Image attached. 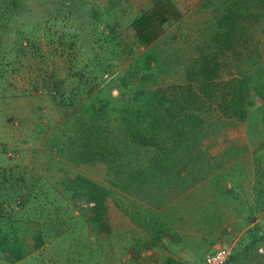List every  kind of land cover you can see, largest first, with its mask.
<instances>
[{
	"label": "rangeland",
	"instance_id": "obj_1",
	"mask_svg": "<svg viewBox=\"0 0 264 264\" xmlns=\"http://www.w3.org/2000/svg\"><path fill=\"white\" fill-rule=\"evenodd\" d=\"M156 1L0 0V264H205L221 244L226 264H264V0H171L179 14L144 47L135 20ZM200 52L219 67L214 91L199 90ZM243 78L255 91L238 119L224 97ZM160 89L191 121H159L144 147L133 136L147 125L128 122L126 98ZM85 143L109 147L111 171L79 157ZM164 153L170 174L127 193L121 181ZM74 176L109 193L103 224L86 221ZM34 230L45 246L16 260Z\"/></svg>",
	"mask_w": 264,
	"mask_h": 264
},
{
	"label": "trees",
	"instance_id": "obj_2",
	"mask_svg": "<svg viewBox=\"0 0 264 264\" xmlns=\"http://www.w3.org/2000/svg\"><path fill=\"white\" fill-rule=\"evenodd\" d=\"M173 6L174 5L171 0H158L154 5H152V7L148 8L146 12L136 18L135 37L142 46L149 47L159 41L162 33L164 32V24L170 19V12L173 11L179 14L176 8ZM225 22L227 23L228 21L224 18V21L220 24V26L223 27V24ZM231 32L229 30L227 34H231ZM195 58L196 59L194 60V63L198 67V71L195 73L194 69L193 72L195 73L194 75H196L198 82H201V88L199 90H204V88L206 89V91L216 90L217 88H215L216 84L214 82V77L217 76V71L219 68L218 65H212V62H210L209 60L210 57L202 52H200L199 55ZM147 59H149L150 62L152 61V58ZM137 65L138 62L135 66ZM129 71V69H125L123 70V73H120V78H122L124 82H126L125 76L129 77ZM232 83V90L229 92V95H226V97H224V101L227 102L229 100L231 104V117L243 119L249 111L248 105H251L252 103L255 90L250 88L249 80H247L246 78L235 80ZM125 87H128L127 83H125ZM166 92L167 91L160 89L156 94L150 96L149 98L146 97V100L142 102L139 101V95L142 92L137 93L134 97L130 96L126 98L125 112H127L126 114L128 115V117H130V120H128L127 118L126 121L128 120L131 125H138L140 122H144L147 125L146 130L137 129L133 136V140L141 146L148 147L149 145L155 144V142L157 141L155 135L162 132L157 131L159 121L165 122L166 120H172L173 123H175L176 119H178V121L184 122V120H181L183 117H186L189 122L191 121L190 114H186V106H179L178 111H175L177 103H175V99L169 97L170 94ZM213 93L210 94L211 97ZM189 99L190 104L198 105L201 96L196 93L194 96L189 97ZM187 100L188 99H186V101ZM97 104L98 103L93 102V104L89 106L90 109L95 111L92 117H96V113L98 112L96 109ZM195 118L196 117L193 116L192 119ZM133 119L135 121L134 123L131 122ZM84 148L86 149V151L80 153L79 157H85L87 160V164L92 165L93 169L101 171L103 173L107 172L108 169L110 171L112 170V166H110L108 161V155L110 156L111 153L108 146H101L100 144L91 145L85 143ZM167 157L168 153H164L163 155L160 154L150 164V167L147 170L142 169L141 171L140 169H135L131 171L130 176L121 181V186L124 187V185L128 183V187H125L126 189L130 190V192H127L130 195H133L139 189L147 191V188L151 186L149 182L151 178L157 179L158 177H165L170 174L169 164L163 163L164 159L166 160ZM155 170H157V173L155 172L153 174ZM97 179H99V177L97 176H94L92 178H86L84 176H74L73 183L69 181V184L67 185V189L73 190L76 193L86 194L89 201L91 202L92 205L88 207L89 214L86 217V221L90 224V227L95 226V224H103L104 222H106V220L109 218L108 214L110 213L109 193L103 187V185L100 186L99 182H97ZM155 205L156 207L151 205V208L153 211L158 212L161 210L164 203L162 200H158ZM141 208L142 209L138 212V214H140L141 216V219L138 217V214L135 215L136 220L139 222H141L144 216L148 213L147 210L150 209L144 206H142ZM156 227L158 228L157 225ZM35 232L37 233V235H34V238H25V240L27 241V252H20L16 260H20L45 246L43 233L41 235L39 231Z\"/></svg>",
	"mask_w": 264,
	"mask_h": 264
},
{
	"label": "built area",
	"instance_id": "obj_3",
	"mask_svg": "<svg viewBox=\"0 0 264 264\" xmlns=\"http://www.w3.org/2000/svg\"><path fill=\"white\" fill-rule=\"evenodd\" d=\"M231 256L229 247L225 244L215 247L213 252L205 256V264H226Z\"/></svg>",
	"mask_w": 264,
	"mask_h": 264
},
{
	"label": "crops",
	"instance_id": "obj_4",
	"mask_svg": "<svg viewBox=\"0 0 264 264\" xmlns=\"http://www.w3.org/2000/svg\"><path fill=\"white\" fill-rule=\"evenodd\" d=\"M214 249H215V248H213V249H212L210 252H213V251H214ZM210 252H208V253H210Z\"/></svg>",
	"mask_w": 264,
	"mask_h": 264
}]
</instances>
